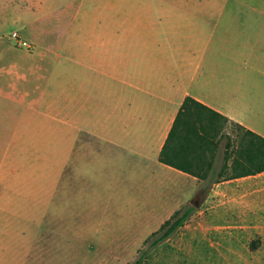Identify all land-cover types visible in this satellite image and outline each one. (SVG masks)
<instances>
[{
  "label": "crops",
  "instance_id": "crops-1",
  "mask_svg": "<svg viewBox=\"0 0 264 264\" xmlns=\"http://www.w3.org/2000/svg\"><path fill=\"white\" fill-rule=\"evenodd\" d=\"M80 1L66 8L67 23L64 9L55 19L44 0L0 5V141L7 150L62 140L75 185L79 175L95 177L92 186L122 189L127 201L135 194L143 204L155 186L156 205L170 218L204 182L158 158L186 97L264 136L246 116L247 89L228 62L238 56L248 66L247 53L201 35L178 5H135L110 23L103 13L115 18L119 6L97 0L101 19L93 24ZM5 18L38 48L17 49L3 33Z\"/></svg>",
  "mask_w": 264,
  "mask_h": 264
},
{
  "label": "rangeland",
  "instance_id": "rangeland-1",
  "mask_svg": "<svg viewBox=\"0 0 264 264\" xmlns=\"http://www.w3.org/2000/svg\"><path fill=\"white\" fill-rule=\"evenodd\" d=\"M44 1L55 19L56 9H64L66 23V8L78 2ZM80 2L83 20L96 24L101 19L97 0ZM108 2L119 6L115 18L113 10L103 13L110 23L135 5H178L201 35L247 53L248 66L238 56L228 62L247 89L246 116L264 133V0ZM1 27L5 36L17 30L7 18ZM6 142L0 141V264H133L145 249L142 264H264V172L208 189L201 182L199 194L179 208H195L189 219L149 248L153 238L147 239L169 219L156 205L159 188L150 189L145 204L135 194L127 201L122 189L92 186L95 177L86 181L79 175L75 185L69 169L65 175L62 140H24L5 150Z\"/></svg>",
  "mask_w": 264,
  "mask_h": 264
},
{
  "label": "trees",
  "instance_id": "trees-1",
  "mask_svg": "<svg viewBox=\"0 0 264 264\" xmlns=\"http://www.w3.org/2000/svg\"><path fill=\"white\" fill-rule=\"evenodd\" d=\"M158 158L204 181L208 189L215 183L263 173L264 136L186 97ZM194 210L186 207L174 212L147 239L153 238L149 248L171 236ZM146 255V249L141 250L133 264H142Z\"/></svg>",
  "mask_w": 264,
  "mask_h": 264
},
{
  "label": "built area",
  "instance_id": "built-area-1",
  "mask_svg": "<svg viewBox=\"0 0 264 264\" xmlns=\"http://www.w3.org/2000/svg\"><path fill=\"white\" fill-rule=\"evenodd\" d=\"M10 38L13 40L14 45L18 48L24 49L25 51L29 52L35 50V45L22 37L18 31H12L10 33Z\"/></svg>",
  "mask_w": 264,
  "mask_h": 264
},
{
  "label": "water",
  "instance_id": "water-1",
  "mask_svg": "<svg viewBox=\"0 0 264 264\" xmlns=\"http://www.w3.org/2000/svg\"><path fill=\"white\" fill-rule=\"evenodd\" d=\"M194 205H195V207H199V204H197L196 202H195V204H194Z\"/></svg>",
  "mask_w": 264,
  "mask_h": 264
}]
</instances>
